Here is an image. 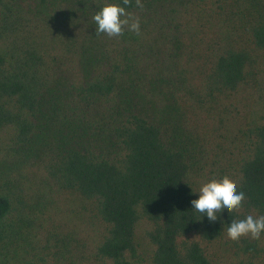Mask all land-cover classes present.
Returning a JSON list of instances; mask_svg holds the SVG:
<instances>
[{
  "label": "trees",
  "instance_id": "trees-1",
  "mask_svg": "<svg viewBox=\"0 0 264 264\" xmlns=\"http://www.w3.org/2000/svg\"><path fill=\"white\" fill-rule=\"evenodd\" d=\"M101 3L0 0V246L65 195L100 227L70 264H215L218 241L264 264V234L226 232L264 215V0H130L140 34L112 37ZM224 180L241 207L199 220L193 192Z\"/></svg>",
  "mask_w": 264,
  "mask_h": 264
},
{
  "label": "rangeland",
  "instance_id": "rangeland-1",
  "mask_svg": "<svg viewBox=\"0 0 264 264\" xmlns=\"http://www.w3.org/2000/svg\"><path fill=\"white\" fill-rule=\"evenodd\" d=\"M79 208V200L61 195L47 212L27 215L19 222L21 233L11 239L9 248L0 246V264H70L67 258H80L76 248L80 239L84 235L88 239L96 238L100 227H85V214ZM61 238L72 247L70 252L60 251ZM202 244L217 255L215 264H225L220 241ZM89 246L93 243L89 242Z\"/></svg>",
  "mask_w": 264,
  "mask_h": 264
},
{
  "label": "clouds",
  "instance_id": "clouds-1",
  "mask_svg": "<svg viewBox=\"0 0 264 264\" xmlns=\"http://www.w3.org/2000/svg\"><path fill=\"white\" fill-rule=\"evenodd\" d=\"M130 0H123V4L116 0H102L98 10L93 16L96 33H106L108 36H120L125 26L130 32L140 34V20L126 11ZM136 5L142 7L141 0H136ZM198 197L191 200V209L200 217L206 219L210 225L217 223V217L222 213L231 212L241 207L245 193L238 191L237 187L229 181L212 182L200 187ZM223 221H221L222 223ZM226 229L229 239L236 241L242 236L250 235L259 239L264 234V215H248L243 219H231Z\"/></svg>",
  "mask_w": 264,
  "mask_h": 264
}]
</instances>
